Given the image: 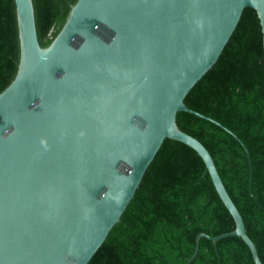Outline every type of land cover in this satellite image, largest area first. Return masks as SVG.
Here are the masks:
<instances>
[{
  "label": "water",
  "instance_id": "95a60500",
  "mask_svg": "<svg viewBox=\"0 0 264 264\" xmlns=\"http://www.w3.org/2000/svg\"><path fill=\"white\" fill-rule=\"evenodd\" d=\"M19 60L0 91V264H86L119 219L164 138L202 158L234 229L263 264L214 160L181 130L184 98L244 7L264 0H76L46 46L32 0H14ZM243 146L241 139L227 129ZM248 153V152H247Z\"/></svg>",
  "mask_w": 264,
  "mask_h": 264
},
{
  "label": "trees",
  "instance_id": "16d2710c",
  "mask_svg": "<svg viewBox=\"0 0 264 264\" xmlns=\"http://www.w3.org/2000/svg\"><path fill=\"white\" fill-rule=\"evenodd\" d=\"M76 0H32L37 38L46 46ZM19 37L14 0H0V91L16 74ZM185 104L219 123L178 111V127L210 152L264 264V55L258 16L242 10L212 66ZM242 140L240 142L230 133ZM234 229L202 158L181 141L164 138L119 219L86 264H185L200 232ZM188 264H255L236 235L200 237Z\"/></svg>",
  "mask_w": 264,
  "mask_h": 264
}]
</instances>
